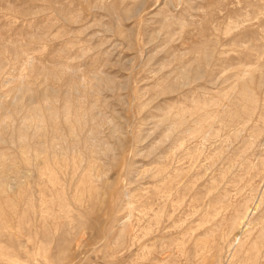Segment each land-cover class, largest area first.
<instances>
[{
    "label": "rangeland",
    "instance_id": "374dc122",
    "mask_svg": "<svg viewBox=\"0 0 264 264\" xmlns=\"http://www.w3.org/2000/svg\"><path fill=\"white\" fill-rule=\"evenodd\" d=\"M0 264H264V0H0Z\"/></svg>",
    "mask_w": 264,
    "mask_h": 264
}]
</instances>
